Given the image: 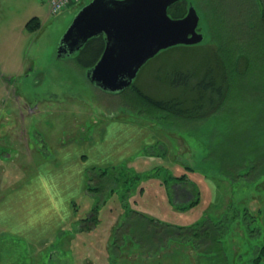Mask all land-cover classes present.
Returning <instances> with one entry per match:
<instances>
[{"label":"rangeland","instance_id":"1","mask_svg":"<svg viewBox=\"0 0 264 264\" xmlns=\"http://www.w3.org/2000/svg\"><path fill=\"white\" fill-rule=\"evenodd\" d=\"M87 1L74 0L60 11L51 13L49 0H0V211L8 217V220L0 217V264H108L109 254L114 250L109 246L112 240L109 238L110 229L123 214V200H127L130 209H137L168 224L187 226L199 222L204 216L214 217L232 199L240 201L243 197L249 210L259 214L257 221L264 233V188L257 192L255 179L248 183L249 187L238 180L229 189L227 181L219 178L222 175L220 168L205 156L211 146L215 147L218 156L225 154L224 150L232 147L226 139H238L235 148L251 141L252 148L261 152L258 153L257 164L249 162V165H256L258 170L264 168V106L261 107L258 100L243 98L244 93L259 90L257 79L251 80V70L245 68V61L242 60L240 71L233 79L232 96H239V99L222 101V108L203 121L185 120L181 125H173L172 116L148 114L144 106L141 109L130 107L129 98L134 97L130 89L113 94L94 86L86 77L88 56L83 61L79 60V51L57 56L60 36L79 7ZM188 1L200 16L198 30L203 33L201 43H207L210 34L208 20L204 17V2ZM255 2L259 8L264 4V0ZM211 3L219 7L221 4L224 8V23L232 21L233 17L228 14L236 12V5L238 9L242 7L241 0H211ZM31 17L39 19V26L34 31L26 25ZM263 42L264 38L255 39L254 45L259 47ZM179 55V50L175 49L158 52L141 66L133 83L146 93L163 96L165 86L156 77L177 62L192 64L203 54L191 49L185 58ZM28 102L37 106H32L31 110ZM235 104L242 110L239 114L229 110V105ZM246 106H249L248 113H244ZM124 126L131 127L126 129ZM144 132L147 134L141 144L135 136ZM93 133L104 140L99 152L92 149L95 147ZM147 146L152 148L151 151L163 153L144 154ZM61 147L77 151H66V154L50 152ZM49 161L53 165L48 164ZM104 163L124 166L123 171L140 174V184L125 194L128 187L135 186L136 178L132 186H129L132 182L126 183L108 194L97 206L99 220L92 230L73 233L74 227L69 222L55 230L46 241L37 243L36 239L32 240L36 235L32 233V226L22 222V211L28 213L29 205L33 209V190L44 192V197L50 191V199L56 202L58 210H63L65 204L70 207L75 203L77 218L84 217L97 200L79 189V176L74 166L83 165L86 170ZM183 165H195V169H186ZM243 171L244 166L240 172ZM151 172L155 174L149 175ZM167 174H185L199 191L197 202L184 209L176 208L163 182ZM222 177L227 178L225 174ZM39 179H44V182H39ZM261 179L264 181V175ZM19 184L26 188L23 210L13 202L6 206L2 200L3 192L6 191L8 196ZM228 191L232 195L230 198ZM188 197L173 200L183 204L192 195ZM73 212L71 207L69 214L73 216ZM15 219L22 223L15 225ZM232 219H224L230 231L221 237L220 248L227 255V264H250L247 260L251 258L250 237L240 230L239 219ZM58 221L61 222L60 217ZM11 222L13 230L10 232L7 227ZM132 229H125L127 246L123 243L122 249L116 250L117 255L120 254L116 264L218 263H214L212 257L207 258L216 252L206 255L177 241L169 243L166 249L157 248V253L154 251L148 256L135 249L137 255L131 248L133 244L128 243ZM37 231L42 234V231ZM135 245L138 247L140 244ZM258 264H264V259Z\"/></svg>","mask_w":264,"mask_h":264},{"label":"trees","instance_id":"2","mask_svg":"<svg viewBox=\"0 0 264 264\" xmlns=\"http://www.w3.org/2000/svg\"><path fill=\"white\" fill-rule=\"evenodd\" d=\"M203 2L205 5L204 17L208 20L209 25L210 41L193 45L180 44L164 49L179 50V57L181 58L189 55L192 49V52H201L203 54L201 55L202 58H198L192 64L188 61L187 64L177 62L178 64L168 67L163 75H158L156 78L161 81V84L165 86L164 89H166L163 96L146 93L132 82L129 87L119 92L122 93L129 89L133 91L134 97L129 98L130 107L141 109L144 106L148 114L172 116L174 120L170 121L173 125L174 123L181 125V121L185 120L203 121L210 114L222 108L220 105L222 101H233L240 98L239 96H235L237 97L235 98L232 93L234 88L233 79L235 74L240 71L239 67L242 60L245 61L246 70H251V80L257 79L259 85V90H253L254 94L253 91L244 93L243 98L258 100L261 107L264 106V42L259 47L254 45L255 39L262 40L264 38V4L259 8L255 0H245L246 3L241 0L242 7L238 9L236 5V12L228 14L233 17L232 21L224 23V8L221 7V4L219 7L216 3L209 4L208 0H203ZM188 4V0H178L168 6L167 12L172 17H182L186 14ZM213 17L214 19H212ZM26 25L30 31H34L39 26V19L31 17ZM103 44L104 41L101 36L89 38L79 50V60L83 61L88 56V60L85 61L86 66H92L98 59ZM254 56L255 58H253ZM235 105H229V110L232 113L239 114L241 109L238 108L237 104ZM248 112L249 106H246V112L244 111V113ZM147 116L150 117V115ZM226 141H229L232 147L224 150L225 154L221 153V156H218L215 147L211 146L209 153L205 155L209 157V162L216 164L220 168L221 174H225L227 177L224 178L220 175L219 178L227 181L228 185L226 186L229 189L238 180L242 181L243 186L247 187L248 183L255 179H257L256 191L258 192L259 189L264 188V181L261 179L264 175V168L258 170L255 168L256 165H249V162H258L257 157L261 150L252 148L251 141L246 142L243 147L238 145L237 148L235 147L238 139L230 138ZM150 149L152 148L147 146L145 154L163 153L154 150L153 152ZM262 156L264 158L263 154ZM183 166L186 169H195V165ZM208 166L213 167L215 165ZM242 166H244V171L240 172ZM123 168L124 166L121 167L120 165H93L85 170L83 191L93 196L97 201L88 214L79 218L76 216V204L71 205L74 211L70 221L71 226L74 227L73 233L92 230L95 227L99 220L96 215L97 206L108 197V194L116 192V189L123 184L127 183L129 185L132 182L129 185L132 186L135 183L133 180L135 181L136 178L138 181L135 186L128 187L125 194L131 193L140 184V174H132L128 170L123 171ZM121 169L124 175L120 173ZM163 182L169 196L174 193L172 190L174 183L192 184L185 174H167L164 176ZM189 191L194 197L186 203L178 204L173 201L174 198H170L176 208L184 209L197 202L199 191L196 185L194 184ZM228 193L229 198L232 197L229 191ZM232 200L235 203L231 201L230 204L224 205L221 210H218L219 213L216 212L214 217L204 216L199 222L187 226L168 224L145 215L137 209H130L127 200H123L121 205L123 214L120 215V219L110 229L109 238L111 237L112 240H110L109 246L114 250L113 253L110 252L109 254V264H116L115 260L120 257V254L117 255L116 250H121L123 243L127 246L125 239L128 234H126L125 229L128 227L133 228L132 231L130 230L132 237L128 238V243L133 244L131 248L137 255L135 249L140 250L141 253H146L148 256L154 251L157 253V248L166 249L169 243L177 241L188 244L187 246H192L193 249L197 248L206 255L216 252L208 255L207 258L212 257L214 263L218 262L217 264H227V255L219 244L222 243L221 237H224V234L230 231L227 222H224V219L229 218L239 219L240 230L250 237L248 238V245L251 246V258L249 257L247 260L250 264H258L264 259V233L257 221L259 214L257 211L252 212L249 210L247 201H244L243 197L240 201ZM230 206L236 208L233 210L230 209ZM231 212L234 213L231 214ZM135 243L140 245L136 247ZM239 256L241 255L239 254Z\"/></svg>","mask_w":264,"mask_h":264},{"label":"water","instance_id":"3","mask_svg":"<svg viewBox=\"0 0 264 264\" xmlns=\"http://www.w3.org/2000/svg\"><path fill=\"white\" fill-rule=\"evenodd\" d=\"M178 0H89L74 14L60 36L57 56L77 53L91 37L103 36L104 47L86 77L96 87L119 93L159 51L203 40L193 4L172 17L167 8Z\"/></svg>","mask_w":264,"mask_h":264},{"label":"crops","instance_id":"4","mask_svg":"<svg viewBox=\"0 0 264 264\" xmlns=\"http://www.w3.org/2000/svg\"><path fill=\"white\" fill-rule=\"evenodd\" d=\"M114 122H118V121L115 120ZM119 122L124 123L123 121H119ZM130 127L131 126H124L123 128L129 129ZM136 130H138V127H136ZM145 132L135 136L137 138V140L140 141L141 144L143 143V140L145 139V136L147 134ZM92 137L95 138V140H94V142H95L94 146L95 147H93L92 149L95 152H99V149L104 146V140L101 141L100 140L101 138H99L97 135L95 136L94 133L92 134ZM92 141L93 140H91V142ZM96 144H98V145H96ZM66 151L75 152L77 150L75 149L74 151H71L70 149H67L65 147H61V148L56 149L55 151H50V152L57 153V154H59V153L66 154L67 153ZM128 151H130V150H128ZM144 154H145V152H144ZM148 155L153 156V154H148ZM49 163H50V161L48 162V164ZM50 164L53 165V162H51ZM95 165L104 166L107 164L104 163V164H95ZM40 167H41V165H40ZM74 167H75L76 172L79 176V182H80V188L79 189L83 190L85 168H83V165H75ZM42 171H44V170L41 169V172ZM39 182H44V179H39ZM193 185H194L193 182H192V184L187 183L185 185L180 184V183H174L173 187H172V190L174 193L172 194V196H169V197L172 199L173 198L178 199V197L184 196V195H182V193H180L181 188L187 190V189H191L193 187ZM183 186L187 187V189L184 188ZM13 188H11V189L14 191H12L10 194H8V196H6V191L2 193V195H3L2 200L4 199L3 201L5 203H7L6 206L9 203L13 202L14 205L19 206L23 210V208H22L23 207V201H24V199H26V197L24 196V192H25L26 188H21L20 184L16 185ZM33 192H34L33 193L34 197L32 199H34V201H35L34 204L32 205L33 209H31L30 208L31 205H29L27 207V210H26V211H28L29 214L27 212H24V210L22 211V214H23V216H22L23 221L22 222H24V223L27 222L30 226L33 227L32 233H34V235H36V237L32 238V240L36 239L35 242L38 243V242L46 241L47 239H49L51 237L50 235H52L55 230L59 229L60 227L67 225L71 221L72 214H69V211L71 210V205H70V207H67V205L65 204L63 210L57 209L56 202L52 201L50 199V191H47V195L45 197H44V195H42V194H44V192H39L38 189H34ZM193 197L194 196L192 195V198ZM51 215H52V217H51ZM0 217L1 218L5 217L8 220V217L5 215L4 212L0 211ZM58 217H60L61 222L58 221ZM15 221H16V219H15ZM22 222H20V223H22ZM20 223L16 221L15 225L16 224L19 225ZM9 224H10V226L7 228H9L8 231L11 232L13 230V222H11ZM37 230L42 231V234L39 235V232ZM14 233H16V231Z\"/></svg>","mask_w":264,"mask_h":264},{"label":"built area","instance_id":"5","mask_svg":"<svg viewBox=\"0 0 264 264\" xmlns=\"http://www.w3.org/2000/svg\"><path fill=\"white\" fill-rule=\"evenodd\" d=\"M74 1V0H49V8L50 12L55 13L63 9L67 3Z\"/></svg>","mask_w":264,"mask_h":264},{"label":"flooded vegetation","instance_id":"6","mask_svg":"<svg viewBox=\"0 0 264 264\" xmlns=\"http://www.w3.org/2000/svg\"><path fill=\"white\" fill-rule=\"evenodd\" d=\"M97 37V36H96ZM101 37L103 38V36L101 35ZM103 41H104V38H103ZM103 47H104V44H103ZM103 50V49H102ZM102 52V51H101ZM101 54V53H100ZM100 56V55H99ZM99 58V57H98ZM44 100H46V98H43ZM49 100H51V98H48ZM55 101H59V99L57 100V99H55ZM28 105H29V108L32 110V106H37V104L36 103H27ZM32 114V113H31ZM3 139H4V137H3ZM5 146H8V145H5ZM4 145H3V147H5ZM36 146V148H37V145H35ZM39 146V145H38ZM29 148V147H28ZM180 193H182V195H184L183 197H185V198H188V195H190L189 194V191L188 190H184V189H182L181 191H180Z\"/></svg>","mask_w":264,"mask_h":264}]
</instances>
